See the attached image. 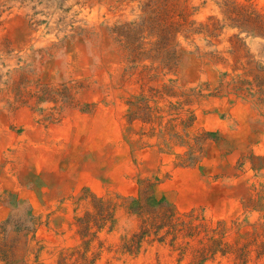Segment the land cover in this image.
Segmentation results:
<instances>
[{
    "label": "bare ground",
    "instance_id": "bare-ground-1",
    "mask_svg": "<svg viewBox=\"0 0 264 264\" xmlns=\"http://www.w3.org/2000/svg\"><path fill=\"white\" fill-rule=\"evenodd\" d=\"M137 142L162 172L193 153L189 189L231 186L221 214L255 216L238 200L264 189V0H0V217L4 190L70 215Z\"/></svg>",
    "mask_w": 264,
    "mask_h": 264
},
{
    "label": "rangeland",
    "instance_id": "rangeland-1",
    "mask_svg": "<svg viewBox=\"0 0 264 264\" xmlns=\"http://www.w3.org/2000/svg\"><path fill=\"white\" fill-rule=\"evenodd\" d=\"M136 106L135 115L149 118L145 105ZM139 143L131 146L132 165L113 158L108 175H92L100 188L72 192L70 215L63 204L37 211L4 190L0 264H264V189L240 194L241 209L255 216L225 217L218 197L231 186L193 192L185 174L178 176L175 164L187 171L198 162L193 153L162 172L139 158Z\"/></svg>",
    "mask_w": 264,
    "mask_h": 264
}]
</instances>
